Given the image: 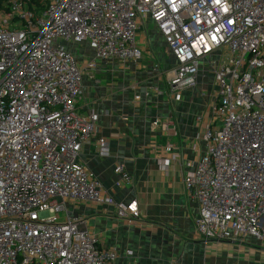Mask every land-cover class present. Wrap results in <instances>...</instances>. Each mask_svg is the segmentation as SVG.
I'll use <instances>...</instances> for the list:
<instances>
[{
  "label": "built area",
  "instance_id": "obj_1",
  "mask_svg": "<svg viewBox=\"0 0 264 264\" xmlns=\"http://www.w3.org/2000/svg\"><path fill=\"white\" fill-rule=\"evenodd\" d=\"M147 20L175 62L168 85L176 97L196 85L201 61L213 73L204 152L183 177L198 209L196 231L205 241L256 244L264 259V0H5L0 264H115L116 252L100 248L67 203L112 206L127 224L140 213L136 201L103 194L80 161L97 115L78 111L84 71L65 44L87 42L93 69L97 61L135 63L136 33ZM114 173L130 182L122 166Z\"/></svg>",
  "mask_w": 264,
  "mask_h": 264
},
{
  "label": "crops",
  "instance_id": "obj_2",
  "mask_svg": "<svg viewBox=\"0 0 264 264\" xmlns=\"http://www.w3.org/2000/svg\"><path fill=\"white\" fill-rule=\"evenodd\" d=\"M160 37L147 20L136 33L139 61H100L89 72L79 65L84 72L78 111L97 115L96 132L82 146L80 161L94 173L103 194L136 201L140 218L127 224L114 207L91 202H68L67 210L84 221L100 248L116 252L115 264H264L256 244L205 241L196 231L198 209L183 177L186 165L204 152L200 136L216 86L208 63L201 61L196 85L176 97L168 85L175 62ZM163 47L173 60L166 72L158 70L162 66L156 59ZM100 138L106 142L103 150ZM117 166L130 176L129 183L114 173Z\"/></svg>",
  "mask_w": 264,
  "mask_h": 264
},
{
  "label": "rangeland",
  "instance_id": "obj_3",
  "mask_svg": "<svg viewBox=\"0 0 264 264\" xmlns=\"http://www.w3.org/2000/svg\"><path fill=\"white\" fill-rule=\"evenodd\" d=\"M160 38L162 40V36ZM65 47L67 49H71V51L75 55V60L77 65L80 66L82 65L87 72L94 70L92 67H90V64L92 62H95V53L87 42H82L80 44H74V45L65 44ZM163 48L164 49L160 48V50L157 52L156 59L159 58L160 60V61L158 60L159 64L162 66V67H158V70L162 68V70L166 72V70L171 69V66L173 65V60L169 57L166 51V47ZM97 63H100V61H97Z\"/></svg>",
  "mask_w": 264,
  "mask_h": 264
},
{
  "label": "trees",
  "instance_id": "obj_4",
  "mask_svg": "<svg viewBox=\"0 0 264 264\" xmlns=\"http://www.w3.org/2000/svg\"><path fill=\"white\" fill-rule=\"evenodd\" d=\"M32 1H36V0H32ZM4 3L5 0H0V12L4 9Z\"/></svg>",
  "mask_w": 264,
  "mask_h": 264
}]
</instances>
